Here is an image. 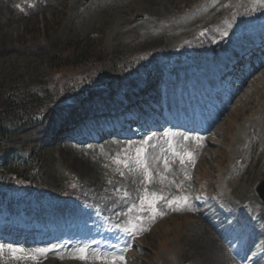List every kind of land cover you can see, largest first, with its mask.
Segmentation results:
<instances>
[{
    "label": "rangeland",
    "instance_id": "obj_1",
    "mask_svg": "<svg viewBox=\"0 0 264 264\" xmlns=\"http://www.w3.org/2000/svg\"><path fill=\"white\" fill-rule=\"evenodd\" d=\"M0 2L6 6L0 14V87L8 81H27L41 84L43 93L52 97L38 123L18 127L10 139L0 142V163L6 155L16 154L33 163L32 169L38 165L26 181L6 185L0 180L4 182L0 189L6 186V191H0V209L14 219L15 213L45 214L38 223L50 220L51 227L33 236L37 222L30 220L33 230L16 238L1 229V223V234L9 236H0L4 245L0 264H111L112 256L124 257L116 264H264V203L256 192L264 180V52L256 55L261 67L245 84L235 83L242 87L225 106L205 108L208 103L186 90L192 83L197 89V82L213 74L227 49L230 52L237 44L233 42L239 39L240 49L245 38L259 36L264 9L259 20L243 14L259 3L263 6L264 0ZM190 10L196 15L184 18L182 14ZM150 26L157 35L148 40L145 34ZM207 41L208 47L201 50ZM72 52L89 53L100 67L93 72L73 57L63 64L61 54L72 56ZM182 52L190 57L168 60ZM212 55L217 57L211 59ZM53 56L58 58L55 64ZM121 58H126L125 63ZM204 61L210 65L208 75L203 73ZM191 70L197 71L196 78ZM135 79L137 86L123 91V84ZM147 88L152 91L138 105L141 112L136 110L125 127L120 122L123 129L111 125L102 130L115 135L98 133L104 126L101 116L97 119L99 114L119 111L127 105L124 101ZM119 91L123 93L112 98ZM175 102H185L184 116L177 112L183 108L177 109ZM54 112L56 116L47 121ZM172 117L184 125L190 121L203 132L193 134L161 125L165 118L173 121ZM9 124L17 126L14 119ZM150 126H158L159 131H149L155 130ZM149 136V145H143L147 161L151 147L161 153L149 165L165 168L163 160L168 159L172 175L157 178L150 166L151 183H146L139 166L124 169L115 160L134 159L136 149ZM185 136L191 140L185 141ZM108 139L113 143L110 147L104 144ZM169 141L176 152H191L192 162L180 165L169 150ZM222 179L225 189H230L228 195L218 189ZM129 181L130 188H126ZM145 188L169 199L188 196L191 208H168L161 202V214L153 219L139 211ZM17 198L31 205L11 204L15 207L5 209V201ZM34 198L43 201L36 203ZM139 215L144 217L142 222L137 221ZM133 225L135 234L123 230ZM50 231L53 234L48 236ZM9 246L18 251L13 253ZM82 247L88 249L86 260L74 258ZM43 248L50 251L41 255L37 249Z\"/></svg>",
    "mask_w": 264,
    "mask_h": 264
},
{
    "label": "trees",
    "instance_id": "obj_2",
    "mask_svg": "<svg viewBox=\"0 0 264 264\" xmlns=\"http://www.w3.org/2000/svg\"><path fill=\"white\" fill-rule=\"evenodd\" d=\"M152 35L145 34V38L151 40ZM71 50L74 51L73 47ZM61 55L65 57L63 64H66L73 57L75 60H80L79 64L81 66L86 65L88 69L92 70L100 67V62L95 59L91 60L89 53L79 55L72 52V56L70 54L66 55V53ZM121 59L125 62L126 58ZM51 61L55 64L58 58L53 56ZM57 85L61 86L60 84ZM34 88H37V90ZM51 100L52 97H48L46 93H43L41 84L36 86L33 83L19 80L8 81L7 85L0 87V140L10 139L17 131L12 125L5 124L7 120L14 119V124H18L19 127L35 124ZM33 165L26 162L25 159L16 158L12 163L0 168V178H4L6 181H24ZM37 166L35 165L32 170L37 169Z\"/></svg>",
    "mask_w": 264,
    "mask_h": 264
},
{
    "label": "snow or ice",
    "instance_id": "obj_3",
    "mask_svg": "<svg viewBox=\"0 0 264 264\" xmlns=\"http://www.w3.org/2000/svg\"><path fill=\"white\" fill-rule=\"evenodd\" d=\"M165 136H167L168 134L165 133ZM190 138L185 136L184 140L188 141ZM152 140V137L149 136L147 138H145L142 141V146L137 148L135 151V158H126L124 160L121 159H116L115 163L117 165H121L124 169H129L131 165H137L139 166L144 175H145V181L146 183H151V172L149 171V162L146 159V152L147 149L145 147H143V145H149V141ZM197 140H199V138H197ZM168 146H169V150H171L172 152V156L174 157H178L179 158V164L180 165H184L186 162L187 163H191L193 160V154L191 152H186V153H178L176 152L173 148H172V144L169 141L168 142ZM154 147V146H153ZM175 162V161H173ZM163 165L165 167L166 170L169 169V161L168 159H164L163 160ZM121 175H123V172L120 173ZM187 178V177H186ZM190 198L188 196H184V197H180V198H167L163 195H159L155 192L149 193L147 188H145L144 190V195L143 197H141L140 202H139V211L140 213H149L151 215V217L153 219L156 218L157 215H160L161 213H159L158 211V206L161 202H163L168 208H172L175 205H182L186 208H191V205L189 203ZM132 207H135V205H133ZM128 211H132V208L130 207L128 209ZM143 215H139L137 216V221L142 222L143 221ZM125 232H130L132 234H135V226L133 225L130 228H125L123 229ZM4 245L0 244V251L3 250ZM11 251H13V253H15L16 251H18L16 248L9 246ZM22 251V250H19ZM48 251H50V249L48 248H43V249H37V252H39L41 255H44L45 253H47ZM77 251L79 252V256L78 257H74V258H78L80 260H86L88 258L87 253H88V249L87 248H79L77 249ZM101 257H97V259H100ZM33 259H35V257H33ZM117 259L119 260H123L124 257L120 256V257H116V256H112L111 257V264H116Z\"/></svg>",
    "mask_w": 264,
    "mask_h": 264
},
{
    "label": "bare ground",
    "instance_id": "obj_4",
    "mask_svg": "<svg viewBox=\"0 0 264 264\" xmlns=\"http://www.w3.org/2000/svg\"><path fill=\"white\" fill-rule=\"evenodd\" d=\"M1 3V2H0ZM4 5V4H3ZM2 4H0V14H1V11H2V9H4L6 6H3ZM248 33V32H247ZM246 33V34H247ZM251 33V32H250ZM248 36H249V34H248ZM254 36V35H253ZM242 38V37H241ZM243 40H244V38H242ZM246 39V38H245ZM241 42H242V40H241ZM233 43H238V40L236 41V42H233ZM214 57H217V56H214ZM213 57V55L211 56V59L212 58H214ZM201 67V66H200ZM202 69L204 70V72L203 73H206V74H209V72L208 71H210L209 69H210V65L208 64V63H206V61H204V63L202 64ZM181 70H179L178 72L179 73H181L180 72ZM197 74V71L196 72H194L193 70H191L190 71V75H192L193 76V78H194V76ZM200 74V73H199ZM203 76V75H202ZM195 78H196V76H195ZM199 78V77H198ZM206 78V77H205ZM205 78H204V80H205ZM198 80V79H197ZM196 80V81H197ZM200 81V80H199ZM137 84H138V81H137V79H135V80H131L130 82L128 81L126 84H123L124 86L122 87L123 88V91H127V90H129V89H131V88H134V87H136L137 86ZM172 89V88H171ZM123 91H119L118 93H112V95H113V97L112 98H118L119 97V95L121 94V93H123ZM117 92V91H116ZM94 95V94H93ZM100 95V94H99ZM96 99V98H95ZM92 100V99H91ZM115 100V99H114ZM190 112V111H189ZM191 113V112H190ZM183 115V114H182ZM56 116V114H55V112L54 113H50L49 114V116H48V118H47V121H48V119L49 120H51L53 117H55ZM184 116V115H183ZM186 117V116H185ZM217 117V116H216ZM197 119V118H196ZM195 119V120H196ZM54 120V119H53ZM48 124V123H47ZM209 124H210V122H209ZM213 124V123H212ZM212 126V125H211ZM154 129V128H153ZM152 130V129H151ZM175 130V129H174ZM178 130V129H177ZM176 130V131H177ZM171 131V130H170ZM175 132V131H174ZM203 132V131H202ZM180 133V132H179ZM183 133H185V132H183ZM188 133H190V132H188ZM196 134V133H195ZM180 135V134H179ZM174 136V135H173ZM181 136V135H180ZM175 137H178V136H176V133H175ZM183 137V136H182ZM192 137H193V135H192ZM197 139V138H196ZM180 140V139H179ZM191 140V139H190ZM112 140H110V139H108V140H106V142L104 143V144H106L105 146H109L110 144H113L112 142H111ZM192 142V141H191ZM188 143V142H187ZM156 144V143H155ZM114 145H115V143H114ZM158 145V144H157ZM184 145V144H183ZM187 145H190L189 143L187 144ZM186 146V145H185ZM110 147V146H109ZM107 149V148H106ZM159 154H161L160 153V150H159V148H157V147H151L150 149H148V158H149V162L151 163V164H153V162L156 160V157H159ZM85 165V164H84ZM151 166V165H150ZM158 168V169H157ZM157 168H155L154 166H151V169H152V173H153V175L155 176V177H157L158 178V176H163V175H172V171L171 170H166L165 168H162V167H157ZM91 170V169H90ZM172 170H174V168H172ZM157 178H154L153 179V182L154 183H157ZM224 178V177H223ZM129 180V179H128ZM127 181V180H126ZM132 181V180H131ZM131 181H129V183H128V185H127V187L126 188H130V185H131ZM153 183V184H154ZM225 184H226V181H225V179H222V180H220V185H219V188H220V191H223V192H225V193H228V191L230 190L229 188V190L228 189H225ZM123 185V184H122ZM129 186V187H128ZM223 189H225V190H223ZM197 208V207H196ZM216 250V249H215ZM222 253V252H221ZM220 253V254H221ZM215 254V253H214ZM219 254V253H218ZM222 257V256H221ZM221 257H220V260H221ZM226 257V256H225ZM218 258V257H217ZM227 261H228V259H227ZM226 261V262H227Z\"/></svg>",
    "mask_w": 264,
    "mask_h": 264
},
{
    "label": "water",
    "instance_id": "obj_5",
    "mask_svg": "<svg viewBox=\"0 0 264 264\" xmlns=\"http://www.w3.org/2000/svg\"><path fill=\"white\" fill-rule=\"evenodd\" d=\"M263 185H264V182H262V183L259 185L257 191H258V193H259L261 199L264 200V192H263V190H262V186H263ZM263 187H264V186H263Z\"/></svg>",
    "mask_w": 264,
    "mask_h": 264
}]
</instances>
